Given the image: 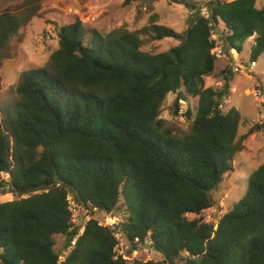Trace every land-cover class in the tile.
Returning a JSON list of instances; mask_svg holds the SVG:
<instances>
[{"label":"trees","instance_id":"1","mask_svg":"<svg viewBox=\"0 0 264 264\" xmlns=\"http://www.w3.org/2000/svg\"><path fill=\"white\" fill-rule=\"evenodd\" d=\"M168 1L188 10L185 31L152 21L140 31L104 34L77 17L56 27L59 47L46 65L21 74L15 116L0 110V188L17 198L0 203V264H57L77 234L70 195L122 215L126 239L150 237L162 261L134 264H264V163L217 226L187 217L214 205L212 193L260 129L252 125L238 136L247 120L235 107L222 109L231 95V66L221 72L220 88L206 85L218 61L209 23L221 29L228 54H241L255 36L250 61L256 62L264 54V6ZM25 4L23 12L0 14V70L12 38L38 17V0ZM147 36L179 44L153 54L142 50ZM169 94L176 95L172 116L179 117L181 101L198 100L196 110L187 108L190 128L182 135L161 117ZM57 236L66 240L60 250ZM116 243L110 228L92 220L62 264H127L116 258Z\"/></svg>","mask_w":264,"mask_h":264},{"label":"rangeland","instance_id":"2","mask_svg":"<svg viewBox=\"0 0 264 264\" xmlns=\"http://www.w3.org/2000/svg\"><path fill=\"white\" fill-rule=\"evenodd\" d=\"M27 0H0V14L4 11L14 13L23 12L26 10ZM46 0H38V6ZM201 3H206L210 0H198ZM86 3V14L91 12L90 19L82 21L88 28L97 29L100 32L107 34L110 31L118 28H125L128 31H140L150 25L153 21L159 25L168 26L177 32H183L188 26V10L178 4L170 3L168 0H159L152 2L151 0H83ZM264 6V0H257L256 7ZM39 10V9H38ZM52 11L44 8L38 11V17L33 18L32 22L26 28L21 30L10 41L7 49L2 52L1 58V77L2 90L0 91V110H5L6 115L15 116L14 107L19 100L16 93V87L19 78L23 72L35 71L40 67H44L49 61L50 55L58 47L57 43V26H63L73 22L77 16L59 12L60 10ZM50 28V29H48ZM144 44L142 50L153 54L168 51L177 44V40L166 38L161 41H156L151 36L143 37ZM254 45L253 42L246 41L243 45V51L237 57L238 62L245 66L250 65V52ZM222 63L218 60L217 68ZM239 63V64H240ZM255 75L252 78L246 77L240 73L233 72L231 89L235 90L225 103L222 109L227 111L231 107H235L247 120L248 125L241 126L238 131V136L247 133L252 125H258L260 129L254 131L246 140L245 148L239 152L234 159V171L225 176L222 184L212 193L214 205L205 210L213 220L220 219L229 212L235 204L244 196L248 186V179L251 173L264 163V125L257 122L259 119V103L250 92L260 87L264 92V54L256 61V67L252 71ZM207 82L210 86L218 88L217 80L213 76L208 78ZM175 94H169L163 104L161 117L168 120L177 135H182L189 131L190 123L182 122L177 116H172L173 101ZM190 103L192 109L196 107L197 99L190 98L188 101H181L180 108L187 111ZM251 126V127H250ZM249 132V131H248ZM8 180V176L4 175ZM17 199L9 189L0 188V203L13 201ZM122 202V201H121ZM202 213L198 215H188L190 220L196 218H204ZM103 214H98L101 218ZM120 223L123 216H118ZM210 223H213L210 222ZM214 224V223H213ZM56 249L60 250L64 247L65 237L57 236ZM162 261V256L150 249H141L138 253H133L127 264L135 262Z\"/></svg>","mask_w":264,"mask_h":264},{"label":"built area","instance_id":"3","mask_svg":"<svg viewBox=\"0 0 264 264\" xmlns=\"http://www.w3.org/2000/svg\"><path fill=\"white\" fill-rule=\"evenodd\" d=\"M40 9L49 8L52 11L60 10L59 12H66L67 14H73L76 15L81 21H84L83 19H90V16L95 11L89 10L86 14V3L83 2V0H46L45 2H41ZM201 16L207 20L211 19L210 10L206 6H202L201 9ZM210 26V35L211 39L214 42V47L212 49V55L217 59H227L228 53L226 51V42L222 35L221 29L217 26L216 23L211 21L209 23ZM233 69V72L240 73L246 77L252 78L253 73L252 71L256 67V62H252L250 65L245 66L244 64H239L238 66L230 65ZM235 90L231 89V93ZM254 97L257 99L259 103V108L261 113L259 114V119L256 123L260 125H264V92L262 88L257 87L253 89L250 92ZM186 111H184L182 108L179 110V119L182 122H186L185 117ZM69 211L71 213V222L73 223V227H77V234L72 239L70 245L64 248L62 254L59 257V260L57 264L64 263L68 256L72 253V251L76 247V243L78 239L83 235L85 231L86 225L92 221L96 220L100 226L110 228L113 231L114 237L116 238V246H115V254L116 258H122L126 262L129 260V257L135 252L138 253L141 249H150L151 248L152 241L150 237H146L143 242L140 241V238H135L133 241H130L126 239V237L123 234V231L120 226V219L117 215H112L108 213H103L98 210L94 205L89 204L88 206H83L76 202L74 198L70 195L67 198ZM205 212H203L204 214ZM207 214H204L203 220L207 223H210L213 221L214 225L217 226L219 223V219L213 220L208 212ZM98 214H103L101 218H98ZM122 222V221H121ZM210 223V224H213Z\"/></svg>","mask_w":264,"mask_h":264},{"label":"crops","instance_id":"4","mask_svg":"<svg viewBox=\"0 0 264 264\" xmlns=\"http://www.w3.org/2000/svg\"><path fill=\"white\" fill-rule=\"evenodd\" d=\"M198 1V0H197ZM229 1H232V0H229ZM256 2H257V0H256ZM263 7V6H262ZM261 7V8H262ZM261 8H258V9H261ZM28 26V25H27ZM26 26V27H27ZM26 27H24V28H26ZM23 28V29H24ZM22 29V30H23ZM48 29H50V28H48ZM57 40H58V38H57ZM247 41H249V42H253L254 41V44H255V36H253V37H251L250 39H248ZM57 43H58V41H57ZM179 44V42L177 41V44L175 45V46H177ZM58 47H59V44H58ZM57 47V48H58ZM239 56V54L236 52V51H231V53H229V55H228V58L227 59H221V61H222V63L219 65V68H217V66H215V71H214V73L211 75V76H209V77H207L206 78V85L207 86H210L209 84H208V82H207V79L208 78H212L213 76L216 78V80H217V83H216V85L217 86H219L218 88H220L222 85H223V83H224V80H223V77L221 76V72L223 71V70H225L228 66H230V65H233V66H238L239 65V63L240 62H238V60H237V57ZM217 63V62H216ZM233 69V68H232ZM1 71V70H0ZM1 74V73H0ZM236 76V75H235ZM235 76H234V78H235ZM255 75L253 74V77H254ZM234 78H232V80H231V82H230V87H231V83H232V81H233V79ZM213 87V86H212ZM213 88H215V87H213ZM232 88V87H231ZM217 89V88H216ZM234 92H232L231 93V95L233 94ZM231 95H230V97L229 98H231ZM228 98V99H229ZM227 99V100H228ZM227 100H225L224 101V103L227 101ZM197 102H198V100H197ZM188 104L190 105V103L188 102ZM190 107H191V105H190ZM192 108V107H191ZM196 108H197V104H196V107L194 108V110H196ZM232 108V107H231ZM230 109V108H229ZM260 109V108H259ZM240 112V111H239ZM261 113V111L259 112V114ZM242 115V114H241ZM258 118H259V116H258ZM248 125V124H247ZM251 127V126H250ZM248 131H249V129H248ZM247 131V132H248Z\"/></svg>","mask_w":264,"mask_h":264},{"label":"clouds","instance_id":"5","mask_svg":"<svg viewBox=\"0 0 264 264\" xmlns=\"http://www.w3.org/2000/svg\"><path fill=\"white\" fill-rule=\"evenodd\" d=\"M232 51H235V50H232ZM232 68V67H231ZM232 72H233V70H232Z\"/></svg>","mask_w":264,"mask_h":264},{"label":"water","instance_id":"6","mask_svg":"<svg viewBox=\"0 0 264 264\" xmlns=\"http://www.w3.org/2000/svg\"><path fill=\"white\" fill-rule=\"evenodd\" d=\"M7 181H10V179H8ZM61 182V181H60Z\"/></svg>","mask_w":264,"mask_h":264}]
</instances>
